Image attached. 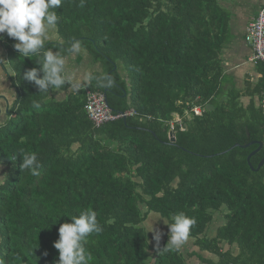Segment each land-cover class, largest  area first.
Listing matches in <instances>:
<instances>
[{
	"label": "trees",
	"instance_id": "obj_1",
	"mask_svg": "<svg viewBox=\"0 0 264 264\" xmlns=\"http://www.w3.org/2000/svg\"><path fill=\"white\" fill-rule=\"evenodd\" d=\"M56 11L46 47L66 57L60 89L39 93L23 79L39 57L0 39L15 90L0 121V260L55 264L59 226L90 208L103 231L88 238L89 264H264V166L247 160L260 141L251 165L264 157V64L241 86L229 72L232 12L220 0H63ZM76 41L80 51L70 52ZM72 55L113 87L85 78L76 87ZM89 91L106 93L126 117L97 126L85 110ZM31 152L39 176L20 170ZM151 212L167 224L179 212L194 217V248H169V236L151 244Z\"/></svg>",
	"mask_w": 264,
	"mask_h": 264
},
{
	"label": "clouds",
	"instance_id": "obj_2",
	"mask_svg": "<svg viewBox=\"0 0 264 264\" xmlns=\"http://www.w3.org/2000/svg\"><path fill=\"white\" fill-rule=\"evenodd\" d=\"M63 0H0V39L6 33L7 37L16 41L14 48L19 55L39 57L36 61L39 68H31L23 74V79L34 83L39 93L47 94L52 89H60L69 82L66 70V57L60 51H53L46 47L49 34L57 26L59 16L56 9L61 8ZM81 43L71 44L70 52H79ZM86 80H96L98 86L112 88L114 80L106 74H87ZM36 108L39 103H34ZM41 162L36 153H24L20 170H27L32 176H39ZM167 224V223H166ZM196 224L194 217L184 212L174 215L173 222L168 225L169 248L179 250L184 245ZM103 231L97 220V213L92 209L82 210L78 215L71 216L70 222L59 226V238L54 241V248L58 250V260L55 264H89L91 253L86 248L88 238L92 234ZM153 225H151V230ZM157 243L160 232H154ZM47 255V253H45ZM0 264H4L0 260Z\"/></svg>",
	"mask_w": 264,
	"mask_h": 264
},
{
	"label": "crops",
	"instance_id": "obj_3",
	"mask_svg": "<svg viewBox=\"0 0 264 264\" xmlns=\"http://www.w3.org/2000/svg\"><path fill=\"white\" fill-rule=\"evenodd\" d=\"M221 4L232 12L230 28L232 41L228 46L226 59L227 67L238 82L242 85V77L246 74L251 79L257 80L259 73L256 67L249 61L251 48L244 41L245 29L248 22L254 17L253 11H258L264 4V0H220ZM243 103H249V98L244 97ZM178 118V115H175Z\"/></svg>",
	"mask_w": 264,
	"mask_h": 264
},
{
	"label": "built area",
	"instance_id": "obj_4",
	"mask_svg": "<svg viewBox=\"0 0 264 264\" xmlns=\"http://www.w3.org/2000/svg\"><path fill=\"white\" fill-rule=\"evenodd\" d=\"M244 41L251 48L249 61L254 65L258 63L264 64V4L258 9L257 15L248 22L245 29ZM261 108L264 118V92ZM85 110L89 118L97 126L124 116V114L114 113L106 103L104 93L97 91L87 92ZM193 111L196 114H201L202 109L196 106L193 108Z\"/></svg>",
	"mask_w": 264,
	"mask_h": 264
},
{
	"label": "rangeland",
	"instance_id": "obj_5",
	"mask_svg": "<svg viewBox=\"0 0 264 264\" xmlns=\"http://www.w3.org/2000/svg\"><path fill=\"white\" fill-rule=\"evenodd\" d=\"M253 12L254 14L256 13V11H253ZM56 32H57L56 27L50 31L49 40L56 39L57 37ZM4 55H5V48L1 46L0 44L1 60L5 58ZM69 65H70L69 70L73 76V83L74 85H76V87L81 84V79L86 77L89 70L97 68V66L91 65L89 58H86L81 64L78 65L77 63H75L74 55H72L71 58L69 59ZM66 94L67 93L65 92L63 93L59 92L58 97L63 98ZM0 95H1L0 121H2L4 119L3 115H4V111L6 110L7 105H10L14 100L15 90L11 87L10 82L7 79V76L4 73L1 65H0ZM219 217L222 219L221 213L217 212L216 219H218ZM166 223H167L166 220L161 219L158 214L154 212L150 213L146 225H147V229L149 232V239H150L151 244L153 245L157 244V241L154 238V232L156 230L160 232L159 242L163 241L166 237L169 236V228ZM151 225H153L154 231H150ZM215 228H216V224H213L212 227H210V231H209L210 234H213L215 232ZM192 242L193 240L189 238L188 241L184 245L181 246L185 253H188L194 248Z\"/></svg>",
	"mask_w": 264,
	"mask_h": 264
},
{
	"label": "water",
	"instance_id": "obj_6",
	"mask_svg": "<svg viewBox=\"0 0 264 264\" xmlns=\"http://www.w3.org/2000/svg\"><path fill=\"white\" fill-rule=\"evenodd\" d=\"M104 97H105L106 103L108 104V99H107V94H106V93H104ZM124 118H125V116H124ZM169 138H170V142H171V143H175V142H176V136H175V133H174L173 131H170V133H169ZM251 144H253V142H250V143L244 145V147H248V146H250ZM257 144H258V147H257L254 151H252V152L248 155V158H247V160H248V162H249L251 168H252V169H255V170H258V169H260L262 166H264V157H263L262 160L259 162L257 168H254V167L251 165V163H250V159H251V157H252L254 154H256L257 152H259V151L262 149V147H263V142L260 141V142H258ZM238 145H240V144H239V143H236V144H234L231 148H234L235 146H238ZM231 148H230V149H231ZM230 149H227V150L223 151L222 153H225V152H227V151L230 150Z\"/></svg>",
	"mask_w": 264,
	"mask_h": 264
},
{
	"label": "bare ground",
	"instance_id": "obj_7",
	"mask_svg": "<svg viewBox=\"0 0 264 264\" xmlns=\"http://www.w3.org/2000/svg\"><path fill=\"white\" fill-rule=\"evenodd\" d=\"M126 117V116H125Z\"/></svg>",
	"mask_w": 264,
	"mask_h": 264
}]
</instances>
